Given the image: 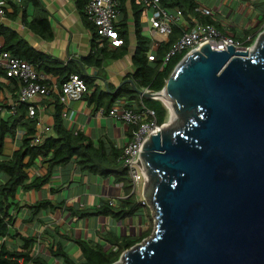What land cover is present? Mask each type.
<instances>
[{"label": "water", "instance_id": "water-1", "mask_svg": "<svg viewBox=\"0 0 264 264\" xmlns=\"http://www.w3.org/2000/svg\"><path fill=\"white\" fill-rule=\"evenodd\" d=\"M178 125L146 142L152 237L114 264H264V34L250 52L188 53L162 91Z\"/></svg>", "mask_w": 264, "mask_h": 264}, {"label": "crops", "instance_id": "crops-1", "mask_svg": "<svg viewBox=\"0 0 264 264\" xmlns=\"http://www.w3.org/2000/svg\"><path fill=\"white\" fill-rule=\"evenodd\" d=\"M80 1L84 3V0H37V4L32 0L27 2H24V0H0V9L4 11V15H0V21L4 26L15 31L38 52L64 64L73 63L81 75L86 74L94 78V85L99 92L107 94L104 96L105 98L98 100L93 97L96 90H88L82 99L72 102L69 108H65L59 101L63 108L62 114L59 116L57 114L59 111L57 110L56 99L61 87L58 79L54 76L42 74L46 77L47 84L50 85L53 91L49 96L45 98L38 97L34 101V108H37L35 117L38 119L36 136L42 137V141L45 137H56L55 125L57 121H60L66 130L74 134L82 133L95 144L103 141L122 149L131 140V130L128 125L112 117L110 112L115 108L139 109L143 105L142 99L145 97L136 94L138 97L134 101L117 100L109 112L107 111L110 101L108 97L115 94L116 90L125 81L132 80L135 74L136 68L133 64V56L137 41L134 34L133 7L137 6L142 9L143 7L138 0L122 2L120 9L125 8L127 10V25L130 27L129 50L127 55L121 59L106 58L102 68L99 69L81 63L83 58L89 57L92 53L93 33L86 21L85 7H80ZM178 1L186 5L185 10L189 12L187 11L188 13L185 14L184 9L182 10L183 16L178 18L179 20L173 25L172 35L166 40H161V44L156 47L153 46V43L154 40H159V38L157 35L152 36V27L147 20L150 12L145 13L144 9L142 11L140 18L142 33L149 39L151 53L155 52L157 56L159 50L161 51L164 48L163 45L168 44L171 39L174 40L173 44L177 42L184 32L196 27L197 24H202L201 19H205V21L207 19L212 20L216 27L221 28L217 27L218 29L228 35L234 34L235 38L239 40L235 29L225 31L227 29L222 26L228 22L230 23V20H227L226 17L234 20L236 15L243 13L252 4L244 0ZM191 5L195 9V12L192 13L198 19L187 8ZM166 9L173 13L182 8ZM197 12L202 14L201 18L198 17ZM123 14V11L119 13L116 26L125 41V28L122 25L125 15ZM132 35L135 38L134 41L130 39ZM0 43L4 47L1 40ZM123 46L119 48L122 49ZM105 48L117 49L109 45H106ZM20 89L21 84L15 79L7 78L5 70L0 68V119L9 120L12 108L19 100ZM65 112L66 117H64ZM29 117L27 114V118ZM20 131L22 135L18 134ZM24 134V129L20 127L15 139H6L4 153L2 157L0 156V160L9 158L19 150ZM47 173L48 170L43 165V160L40 159L29 170L28 175L30 181H33L38 177L45 176ZM4 180L5 175L0 174V185L4 183ZM127 194L128 190L124 189L121 184H115L111 179H102L89 172H84L74 162L67 166H56L52 170L50 182L41 190L27 192L23 189L19 190L16 203L22 208L16 211L12 210L15 221L11 228V235L18 233L25 238L37 239L32 252L34 256L40 255L47 261L62 264L59 259L53 261L50 255L52 247L62 244L68 254L71 253V250H74V256L70 254L71 257L76 262L81 263L83 261L82 251L73 240L80 239L91 244L106 246L104 238L115 240L117 236L128 237L129 232L124 229L122 224L132 221L136 216L118 223L112 218L105 217L79 218L72 216L67 209L84 211L99 208L107 202H113L112 204L117 205L129 195ZM43 200H49L53 204L59 205L60 208L44 210L39 215L32 217L30 207ZM0 242H4L9 248L22 251L23 242L20 238H0Z\"/></svg>", "mask_w": 264, "mask_h": 264}, {"label": "trees", "instance_id": "trees-1", "mask_svg": "<svg viewBox=\"0 0 264 264\" xmlns=\"http://www.w3.org/2000/svg\"><path fill=\"white\" fill-rule=\"evenodd\" d=\"M28 0H24L27 2ZM35 1L37 4V0ZM126 0H121L122 2ZM191 1V0H190ZM256 5L258 1L244 0ZM187 2V1H184ZM256 2V3H255ZM84 3L80 1V7H85ZM162 4L165 8H182L187 14L189 11L185 10L186 5L178 0H162ZM121 8V7H120ZM192 12H195L194 7H187ZM124 12V18L122 25L124 26V34L126 37L125 45L123 48H117L110 50L109 48H98L96 44L97 29L88 20V26L93 33L92 53L89 57L83 58L81 63L87 66L102 68L104 61L107 59H121L129 50V36L130 27L127 25L128 18L125 8L120 9ZM142 8L137 6L133 7L134 12V34L136 37V49L133 56V64L136 68L135 74L132 77L136 87L138 89L149 88L154 93L160 92L164 89L166 81L170 78L176 66L185 57V54H179L169 60L164 65V57L174 45V40L163 45L164 48L160 51L155 61H149L151 54L150 42L147 37L142 33V27L140 18L142 15ZM188 11V12H187ZM199 18L202 14L196 13ZM195 16V15H194ZM196 17V16H195ZM197 18V17H196ZM198 19V18H197ZM202 24H210L216 26V24L207 19H201ZM264 25V19L261 22L260 28ZM220 28L219 26H217ZM217 28V29H218ZM221 29V28H220ZM218 29V30H220ZM224 33L222 30H220ZM225 34V33H224ZM256 38V37H255ZM238 40V38H236ZM249 37H246L241 41L244 46H250L253 41H248ZM0 40L4 43V50L10 52L13 56L26 60L32 64L36 70L44 75L54 76L58 79L60 87L70 79L72 75H80L82 79L88 85V90H96L93 97L98 100L105 98L107 94L99 92L95 87V80L86 74H80L76 70L73 63L64 64L60 61L54 60L51 57L38 52L31 47L27 41L22 39L15 31L4 26L0 21ZM167 52V53H166ZM166 53V54H165ZM137 93L129 84H123L115 94L110 95L107 111H111V108L115 105L117 100L127 99L133 101ZM57 113L59 116L62 114V105L59 103V99H56ZM143 106L147 109L153 110L157 116L158 125L165 124L168 111L164 104L158 100L142 99ZM32 104L24 103L18 105L16 113L11 114L8 121L0 119V156H3L4 146L7 138L15 139L18 130L24 129L25 134L21 141V146L18 151L14 152L9 158L0 160V174L5 175V180L0 185V238H20L23 242L22 251H18L16 248H9L4 242H0V264H55L54 262L47 261L43 256L33 255L34 244L37 242L35 238H25L16 233L11 235V228L14 225V215L12 210H19L22 208L17 202L18 192L20 189L27 191H39L45 185L50 182L51 173L56 166H67L70 163H76L82 171L89 172L92 175L98 176L102 179H111L115 184H121L124 189L128 190V196L122 199L119 204H112L113 202L106 203L99 208H91L84 211H76L74 209H67L72 216L79 218H93V217H105L112 218L115 222L121 223L125 220L132 219L141 212V203L138 202L136 194H132V183L129 178L128 169L123 166L121 156L123 148L118 149L114 144H106L100 141L95 144L92 140L87 138L82 133L74 134L64 128L62 122L57 121L55 125L56 137H45L39 144L34 143L36 137V126L38 119L36 117H29V108ZM143 106L139 109L142 110ZM138 107V106H137ZM27 111V113H25ZM1 114V113H0ZM27 114L28 117L27 118ZM1 118V116H0ZM131 138L134 129L130 128ZM130 138V139H131ZM43 160V165L47 168L48 173L43 177H38L33 181H30L28 172L38 160ZM32 217L39 215L44 210L59 209V205H55L49 200H43L30 207ZM31 221V220H30ZM151 231L142 234L140 239L149 237ZM105 239L106 246L100 244H91L80 239L73 240L77 246L81 249L83 254V261L81 263L76 262L70 254L65 252L62 244H57L56 247L50 249L51 258L54 260H60L62 264H114L119 261L122 254L135 246L136 242L132 241L129 237H115V240ZM139 239V240H140ZM72 240V239H71Z\"/></svg>", "mask_w": 264, "mask_h": 264}, {"label": "built area", "instance_id": "built-area-1", "mask_svg": "<svg viewBox=\"0 0 264 264\" xmlns=\"http://www.w3.org/2000/svg\"><path fill=\"white\" fill-rule=\"evenodd\" d=\"M138 1L145 13L150 12L147 20L152 27V36L157 35L159 38V40H154L153 46L156 47L161 44V40H166L172 35L173 25L179 20L178 18L183 16V12L178 9L171 13L169 9L163 6L162 0ZM120 7L121 0H87L84 11L87 20L97 29L96 44L98 48H105L106 45L112 48H119L124 45V39H122L116 26ZM0 15H4V11L1 9ZM207 42L213 51H225L230 47H234L237 51H243L245 47L242 42L223 34L213 25L197 24L196 27L184 32L178 41L174 43L164 57V65L174 56L185 53L191 54ZM156 58L157 53L152 52L149 56V61L153 62ZM0 68L5 70L7 78L15 79L21 84L19 100L13 106L11 114L16 113L18 105L29 103L32 104L29 108V116L31 118L35 117L37 108H34V101L38 97L45 98L49 96L53 91L50 85L47 84L46 77L40 74L29 62L19 59L4 50L1 43ZM142 91L146 94L154 93L149 88ZM87 92L88 85L86 82L80 76L72 75L59 89L58 99L65 108H69L72 102L82 99ZM142 108V110L115 108L110 112L112 117L134 129L131 140L123 148L121 161L123 166L128 169L132 183V194L136 195L141 188L146 187L148 182L141 163L143 147L152 136L157 135L158 132L160 133L164 126L158 125L157 116L153 110L144 106ZM66 116L65 112L64 117ZM18 134L22 135V132L20 131ZM41 142L42 137L36 136L34 143L39 144Z\"/></svg>", "mask_w": 264, "mask_h": 264}, {"label": "rangeland", "instance_id": "rangeland-1", "mask_svg": "<svg viewBox=\"0 0 264 264\" xmlns=\"http://www.w3.org/2000/svg\"><path fill=\"white\" fill-rule=\"evenodd\" d=\"M254 1H258L256 5L251 4L247 10H244L243 13L241 14L239 13L238 15H236V18L234 20L232 18L226 17L227 20H230L231 24L228 22L226 25L222 26L223 28L227 29L225 31H228L229 29H235L239 37V41H243L245 37H249L248 39L249 42L255 39L249 47L245 45L243 51H250L255 46L257 40L264 34V25L261 28L259 27L264 19V0H254ZM230 25H234V26L230 27ZM230 35L235 37L234 34H230ZM130 39H132V41L135 40V38H133V35L130 37ZM169 120H170V113L168 111V115L165 121L166 125L169 124ZM170 128H173V126L169 127V129ZM150 186H151V182L148 180L146 187H144L143 189L141 188L140 192L137 193L138 202L141 203L142 205H145L144 207H142L141 212L137 214L136 217L132 219V221L127 222L126 224L125 223L122 224L124 229H127L129 232L127 236L132 241L136 242L135 246L143 244L146 240L152 237L153 232L155 231V226L157 222L156 212L153 209V206L151 205L148 197L150 191L152 190L150 189ZM148 231H151L150 233L152 234H150L149 237L147 238L140 239L142 234ZM70 252H71L70 254L74 256L75 251L71 250Z\"/></svg>", "mask_w": 264, "mask_h": 264}, {"label": "bare ground", "instance_id": "bare-ground-1", "mask_svg": "<svg viewBox=\"0 0 264 264\" xmlns=\"http://www.w3.org/2000/svg\"><path fill=\"white\" fill-rule=\"evenodd\" d=\"M214 51H222V50H214ZM226 51V50H225ZM251 51V50H250ZM248 51V52H250ZM247 52V51H246ZM163 100L164 102L167 104L168 106V110H169V113H170V120H169V124H167L165 126L164 129H167L169 127H172V126H175L177 125L178 123V116L173 108V106L170 104L169 100H168V97L166 96V94H163Z\"/></svg>", "mask_w": 264, "mask_h": 264}, {"label": "clouds", "instance_id": "clouds-1", "mask_svg": "<svg viewBox=\"0 0 264 264\" xmlns=\"http://www.w3.org/2000/svg\"><path fill=\"white\" fill-rule=\"evenodd\" d=\"M203 25V24H202ZM214 26V25H213ZM216 27V26H215ZM217 28V27H216ZM220 31V30H219ZM224 34V33H223ZM225 35H228V34H225ZM228 36H231V35H228ZM232 37V36H231ZM233 38H235V37H233ZM236 39V38H235ZM241 42V41H240ZM185 55H187V53L185 54ZM77 75V74H76ZM79 76V75H78ZM82 78V77H81ZM155 93H157V92H155Z\"/></svg>", "mask_w": 264, "mask_h": 264}]
</instances>
